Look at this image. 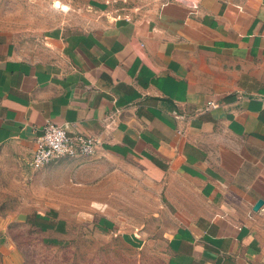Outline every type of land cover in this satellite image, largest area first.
<instances>
[{
  "label": "crops",
  "instance_id": "1",
  "mask_svg": "<svg viewBox=\"0 0 264 264\" xmlns=\"http://www.w3.org/2000/svg\"><path fill=\"white\" fill-rule=\"evenodd\" d=\"M102 7L34 39L0 33V152L30 162L47 123L93 136V155L35 176L67 189L126 171L181 222L164 264H264V0H175L137 17ZM31 220L62 244L63 218ZM7 226L0 264H23ZM137 232L122 238L139 245Z\"/></svg>",
  "mask_w": 264,
  "mask_h": 264
},
{
  "label": "rangeland",
  "instance_id": "2",
  "mask_svg": "<svg viewBox=\"0 0 264 264\" xmlns=\"http://www.w3.org/2000/svg\"><path fill=\"white\" fill-rule=\"evenodd\" d=\"M170 1L175 0H0V33L34 39L81 21L98 6L114 15L137 17ZM39 170L17 150L0 152V217L21 250L23 264H164L165 241L181 222L163 205L162 189L137 188L139 177L126 171L66 189L35 176ZM37 214L65 220L62 244L43 239L31 222ZM101 217L111 225L98 227ZM136 230L144 232L141 244L131 246L122 236Z\"/></svg>",
  "mask_w": 264,
  "mask_h": 264
},
{
  "label": "built area",
  "instance_id": "3",
  "mask_svg": "<svg viewBox=\"0 0 264 264\" xmlns=\"http://www.w3.org/2000/svg\"><path fill=\"white\" fill-rule=\"evenodd\" d=\"M213 106V104L209 103ZM99 141L93 136L68 135L62 127L45 124L42 134L36 141V148L29 166L38 170L52 161L69 157H89L94 154Z\"/></svg>",
  "mask_w": 264,
  "mask_h": 264
},
{
  "label": "water",
  "instance_id": "4",
  "mask_svg": "<svg viewBox=\"0 0 264 264\" xmlns=\"http://www.w3.org/2000/svg\"><path fill=\"white\" fill-rule=\"evenodd\" d=\"M262 205H263V201L262 200H258L253 206V211H258L261 208Z\"/></svg>",
  "mask_w": 264,
  "mask_h": 264
}]
</instances>
